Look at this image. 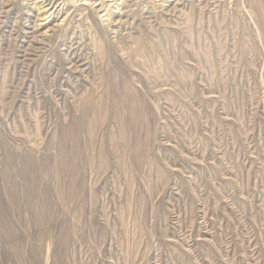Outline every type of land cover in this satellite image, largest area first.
<instances>
[{"label":"rangeland","instance_id":"1","mask_svg":"<svg viewBox=\"0 0 264 264\" xmlns=\"http://www.w3.org/2000/svg\"><path fill=\"white\" fill-rule=\"evenodd\" d=\"M0 0V264H264V0Z\"/></svg>","mask_w":264,"mask_h":264},{"label":"bare ground","instance_id":"2","mask_svg":"<svg viewBox=\"0 0 264 264\" xmlns=\"http://www.w3.org/2000/svg\"><path fill=\"white\" fill-rule=\"evenodd\" d=\"M88 2L87 0L82 1V3Z\"/></svg>","mask_w":264,"mask_h":264}]
</instances>
